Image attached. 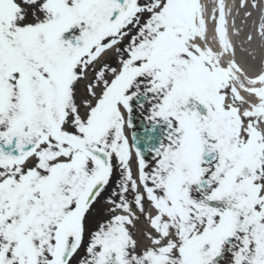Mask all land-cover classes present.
<instances>
[{
    "label": "snow or ice",
    "instance_id": "6c2138e0",
    "mask_svg": "<svg viewBox=\"0 0 264 264\" xmlns=\"http://www.w3.org/2000/svg\"><path fill=\"white\" fill-rule=\"evenodd\" d=\"M231 12L0 0V264H264V70Z\"/></svg>",
    "mask_w": 264,
    "mask_h": 264
},
{
    "label": "bare ground",
    "instance_id": "6f19581e",
    "mask_svg": "<svg viewBox=\"0 0 264 264\" xmlns=\"http://www.w3.org/2000/svg\"><path fill=\"white\" fill-rule=\"evenodd\" d=\"M226 5L232 9L228 17L229 35L236 47V60L249 75H256L264 70V36L260 34V13L258 10H252L250 6L248 9L241 8L238 0H226ZM248 10H251L253 15L247 19L245 12ZM233 19L235 29H239L238 35L232 25ZM249 35L252 36L251 40L248 39Z\"/></svg>",
    "mask_w": 264,
    "mask_h": 264
},
{
    "label": "rangeland",
    "instance_id": "374dc122",
    "mask_svg": "<svg viewBox=\"0 0 264 264\" xmlns=\"http://www.w3.org/2000/svg\"><path fill=\"white\" fill-rule=\"evenodd\" d=\"M208 1H209V4H210V3H211V0H208ZM240 3H241V0H238V5H239V6H240ZM246 18L248 19V18H250V17H246ZM258 63H259V61H258ZM257 65H258V64L255 65L256 68H257Z\"/></svg>",
    "mask_w": 264,
    "mask_h": 264
}]
</instances>
